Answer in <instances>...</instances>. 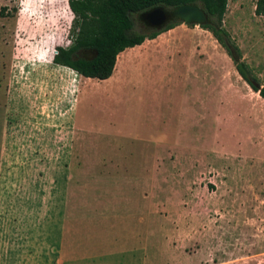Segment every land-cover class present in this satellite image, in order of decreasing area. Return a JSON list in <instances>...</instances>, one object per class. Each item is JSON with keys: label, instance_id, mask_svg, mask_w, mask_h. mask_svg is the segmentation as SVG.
Masks as SVG:
<instances>
[{"label": "rangeland", "instance_id": "374dc122", "mask_svg": "<svg viewBox=\"0 0 264 264\" xmlns=\"http://www.w3.org/2000/svg\"><path fill=\"white\" fill-rule=\"evenodd\" d=\"M67 2L0 0V264H264V100L226 49L180 24L87 79L52 62ZM256 2L222 28L263 86Z\"/></svg>", "mask_w": 264, "mask_h": 264}, {"label": "trees", "instance_id": "16d2710c", "mask_svg": "<svg viewBox=\"0 0 264 264\" xmlns=\"http://www.w3.org/2000/svg\"><path fill=\"white\" fill-rule=\"evenodd\" d=\"M67 3L73 15L69 30L71 43L66 48L58 47L52 62L87 79L108 80L122 52L182 24L173 22L161 31L134 32V18L138 20L140 13L156 6L167 9L185 4L200 6L211 20L210 25L200 27L209 30L231 57L232 51L237 53L229 44V34L222 28L228 0H68ZM255 14L264 16V0H257ZM84 52L94 53L95 57L86 59ZM234 63L238 75L264 100V85H257L244 62L234 60Z\"/></svg>", "mask_w": 264, "mask_h": 264}, {"label": "water", "instance_id": "95a60500", "mask_svg": "<svg viewBox=\"0 0 264 264\" xmlns=\"http://www.w3.org/2000/svg\"><path fill=\"white\" fill-rule=\"evenodd\" d=\"M138 21L147 29L161 31L173 22H180L184 25L206 26L211 24L207 13L196 4H185L174 9H167L163 6H156L143 11L138 15ZM232 59L239 58L234 51L231 52ZM86 59L95 57L94 53L84 52Z\"/></svg>", "mask_w": 264, "mask_h": 264}, {"label": "flooded vegetation", "instance_id": "af4514ba", "mask_svg": "<svg viewBox=\"0 0 264 264\" xmlns=\"http://www.w3.org/2000/svg\"><path fill=\"white\" fill-rule=\"evenodd\" d=\"M142 30L143 31H146V32H149L150 31L149 29L145 28L143 25H142Z\"/></svg>", "mask_w": 264, "mask_h": 264}]
</instances>
